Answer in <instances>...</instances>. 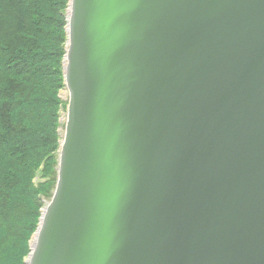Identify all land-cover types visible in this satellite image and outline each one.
Instances as JSON below:
<instances>
[{
  "label": "water",
  "instance_id": "obj_1",
  "mask_svg": "<svg viewBox=\"0 0 264 264\" xmlns=\"http://www.w3.org/2000/svg\"><path fill=\"white\" fill-rule=\"evenodd\" d=\"M57 180L26 264H264V0H69Z\"/></svg>",
  "mask_w": 264,
  "mask_h": 264
},
{
  "label": "trees",
  "instance_id": "obj_2",
  "mask_svg": "<svg viewBox=\"0 0 264 264\" xmlns=\"http://www.w3.org/2000/svg\"><path fill=\"white\" fill-rule=\"evenodd\" d=\"M69 0H0V264H26L52 198Z\"/></svg>",
  "mask_w": 264,
  "mask_h": 264
},
{
  "label": "rangeland",
  "instance_id": "obj_3",
  "mask_svg": "<svg viewBox=\"0 0 264 264\" xmlns=\"http://www.w3.org/2000/svg\"><path fill=\"white\" fill-rule=\"evenodd\" d=\"M61 98L63 100H67V98H68V92L66 90H64V91L61 92ZM63 118L65 119V114H64V116L61 119V123L64 125V119ZM63 132H64V128L61 129V134L62 135H63Z\"/></svg>",
  "mask_w": 264,
  "mask_h": 264
}]
</instances>
